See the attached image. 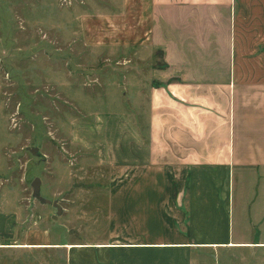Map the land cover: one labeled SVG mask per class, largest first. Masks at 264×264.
Masks as SVG:
<instances>
[{
  "label": "crops",
  "instance_id": "obj_1",
  "mask_svg": "<svg viewBox=\"0 0 264 264\" xmlns=\"http://www.w3.org/2000/svg\"><path fill=\"white\" fill-rule=\"evenodd\" d=\"M128 9L150 23L128 59L127 111L96 110L65 127L108 181L93 213L66 220L64 263L231 264L262 252L264 0H136ZM154 52L159 66L146 69L143 54L151 62ZM7 219L0 214V234L9 236ZM44 237L0 245V255L52 247Z\"/></svg>",
  "mask_w": 264,
  "mask_h": 264
},
{
  "label": "rangeland",
  "instance_id": "obj_2",
  "mask_svg": "<svg viewBox=\"0 0 264 264\" xmlns=\"http://www.w3.org/2000/svg\"><path fill=\"white\" fill-rule=\"evenodd\" d=\"M132 1L0 0V214L14 226L0 245L32 244L39 231L52 246L0 255V264H65L66 220L106 198L107 171L68 143L65 127L96 110L127 111L128 59L150 23L131 14ZM143 55L146 69L159 66L158 52ZM262 252L231 264H264Z\"/></svg>",
  "mask_w": 264,
  "mask_h": 264
},
{
  "label": "water",
  "instance_id": "obj_3",
  "mask_svg": "<svg viewBox=\"0 0 264 264\" xmlns=\"http://www.w3.org/2000/svg\"><path fill=\"white\" fill-rule=\"evenodd\" d=\"M35 152H36V151H35L34 149L31 150V153H32V154H35Z\"/></svg>",
  "mask_w": 264,
  "mask_h": 264
},
{
  "label": "bare ground",
  "instance_id": "obj_4",
  "mask_svg": "<svg viewBox=\"0 0 264 264\" xmlns=\"http://www.w3.org/2000/svg\"><path fill=\"white\" fill-rule=\"evenodd\" d=\"M248 246V245H247Z\"/></svg>",
  "mask_w": 264,
  "mask_h": 264
}]
</instances>
